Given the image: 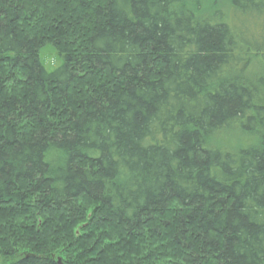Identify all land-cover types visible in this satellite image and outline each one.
<instances>
[{
    "label": "trees",
    "instance_id": "16d2710c",
    "mask_svg": "<svg viewBox=\"0 0 264 264\" xmlns=\"http://www.w3.org/2000/svg\"><path fill=\"white\" fill-rule=\"evenodd\" d=\"M229 3L0 0V264H264V0Z\"/></svg>",
    "mask_w": 264,
    "mask_h": 264
},
{
    "label": "rangeland",
    "instance_id": "374dc122",
    "mask_svg": "<svg viewBox=\"0 0 264 264\" xmlns=\"http://www.w3.org/2000/svg\"><path fill=\"white\" fill-rule=\"evenodd\" d=\"M229 5V0H219V4L216 6V10L222 9L223 11H227L229 9ZM252 32L255 33L254 37L257 39L253 42V44H257L259 48H264V28L258 29L256 31L253 30ZM40 60L46 70L49 72L54 71L55 69L50 67L48 64L51 63L53 64V66L58 64L57 67L61 66V61L58 60L57 55L51 47L45 48L43 51H41ZM253 70L259 71L262 75H264V67H262L260 64L259 66L255 64ZM226 132L220 133L216 136L218 145H220L226 150H234V148L237 147H245L251 143H254L255 141L253 137L239 133L237 130H227Z\"/></svg>",
    "mask_w": 264,
    "mask_h": 264
}]
</instances>
